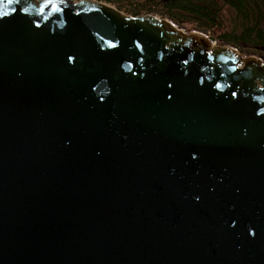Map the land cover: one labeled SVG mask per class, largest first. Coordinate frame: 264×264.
I'll return each instance as SVG.
<instances>
[{"label":"water","instance_id":"water-1","mask_svg":"<svg viewBox=\"0 0 264 264\" xmlns=\"http://www.w3.org/2000/svg\"><path fill=\"white\" fill-rule=\"evenodd\" d=\"M0 264H264V62L98 0H0Z\"/></svg>","mask_w":264,"mask_h":264},{"label":"trees","instance_id":"trees-1","mask_svg":"<svg viewBox=\"0 0 264 264\" xmlns=\"http://www.w3.org/2000/svg\"><path fill=\"white\" fill-rule=\"evenodd\" d=\"M133 17L153 15L186 33L264 62V0H98Z\"/></svg>","mask_w":264,"mask_h":264}]
</instances>
